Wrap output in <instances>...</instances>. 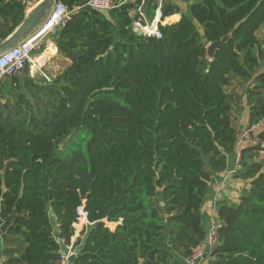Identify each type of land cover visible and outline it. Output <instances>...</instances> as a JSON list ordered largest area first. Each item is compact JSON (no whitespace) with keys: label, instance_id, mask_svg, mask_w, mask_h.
Masks as SVG:
<instances>
[{"label":"trees","instance_id":"trees-1","mask_svg":"<svg viewBox=\"0 0 264 264\" xmlns=\"http://www.w3.org/2000/svg\"><path fill=\"white\" fill-rule=\"evenodd\" d=\"M22 1L0 0V44L24 21ZM141 3L74 12L53 36L71 63L46 88L39 117L29 126L0 118V202L24 245L4 264H60L51 215L70 242L82 203L91 224L75 243L74 264H156L165 230L187 256L203 244L212 168L225 165L238 141L226 85L261 64L264 0L193 2L190 14L159 24L161 38L133 29ZM176 12L168 5L162 18ZM224 37L209 57L208 45ZM219 217L210 264H264V170Z\"/></svg>","mask_w":264,"mask_h":264},{"label":"crops","instance_id":"crops-1","mask_svg":"<svg viewBox=\"0 0 264 264\" xmlns=\"http://www.w3.org/2000/svg\"><path fill=\"white\" fill-rule=\"evenodd\" d=\"M123 0L114 1L116 4ZM128 1V0H124ZM133 1V0H131ZM201 0H164L161 7V12H158L157 0H142L141 8H135L132 11L134 22L150 24L152 21H159L163 25H170L178 21L182 13L190 14V6L193 2ZM164 5H177L180 8V13L176 12L162 18V10ZM35 6V5H34ZM33 6V7H34ZM155 6V12L152 13L150 8ZM33 7H27V11ZM27 14V12H26ZM137 23L133 24L136 28ZM43 45V46H42ZM31 58L35 67L29 65L28 71L24 70L13 77H7L0 86V118L7 125L17 126L19 123L26 121L25 125L29 126L31 117L38 115L42 105L47 102L45 96L46 88L51 85V77L55 78L71 63V59L58 52L53 36L46 37L41 46H39ZM44 67L49 73L44 72L47 76L46 80L36 68ZM35 70V71H33ZM44 71V70H43ZM55 79L53 80L55 82ZM242 77L231 76L229 81L232 85H226V88L233 93L234 99L239 105V110L235 108L231 110L232 123L237 129L238 140H240L239 148L241 149L242 169L236 173L230 171L236 166L238 161L237 147L232 153L226 154V163L220 169L212 168V175L208 185L205 202L201 208L203 215V227L205 231L210 228V225L219 217V210L223 205L237 206L243 195H247L253 178L262 170H264V140L259 138L263 125L257 127V132L249 130V125L253 123L255 116L253 107L259 106L260 99H255L254 96L242 93L238 95V87L244 89ZM249 80V78H246ZM55 85V83H52ZM229 84V82H228ZM234 99L231 104H233ZM239 99V101H238ZM254 110H256L254 108ZM237 111V114L234 112ZM39 117V115H38ZM263 122V121H262ZM250 123V124H249ZM3 205L0 202V244L3 246V235L6 228L12 224L10 219L3 214ZM55 224V234H58L57 220L54 214L51 215ZM163 241H165L163 239ZM168 241V240H167ZM166 241V242H167ZM169 242V241H168ZM170 245V244H168ZM172 247L165 248L170 251ZM9 255L7 253L0 254V260L5 261ZM77 253L70 257L68 264H74ZM181 260V264H186L185 258ZM213 257L211 254L202 262V264H210Z\"/></svg>","mask_w":264,"mask_h":264},{"label":"built area","instance_id":"built-area-1","mask_svg":"<svg viewBox=\"0 0 264 264\" xmlns=\"http://www.w3.org/2000/svg\"><path fill=\"white\" fill-rule=\"evenodd\" d=\"M23 4L27 7H33L37 3L30 5L33 0H23ZM164 0H157L158 12H161L162 3ZM117 4L113 0H87L83 4L69 7V5L57 0L47 17L43 22L35 28V30L27 35L24 39L18 42L13 47L7 49L0 54V86L5 81L7 77H13L23 72L27 65H35L34 61L31 59V54L43 43L44 39L49 36H55L57 32L66 25V23L71 19L74 12L82 9H98L102 11H107ZM141 8V4L137 7ZM135 21V20H134ZM137 23L139 27L143 29L142 32L137 28L133 29L136 33L155 36L161 38L162 34L159 30L160 22L152 21L150 24H141ZM262 121H258L253 128L261 127ZM240 140L237 141V154L238 161L236 166L230 173H236L238 170L242 169L241 162V149L239 148ZM222 220L218 217L210 225V228L207 230L206 238L202 245L196 247L186 258V264H202V262L211 254L214 248L217 245L219 239V229L222 226ZM88 219V212L85 205L82 203L77 207V216L76 220L73 222L75 229V234L72 236L70 242H66L65 239L59 237L56 234L58 242L60 243V264H68L71 256L77 253L75 243L82 236V232L85 228L90 225Z\"/></svg>","mask_w":264,"mask_h":264},{"label":"rangeland","instance_id":"rangeland-1","mask_svg":"<svg viewBox=\"0 0 264 264\" xmlns=\"http://www.w3.org/2000/svg\"><path fill=\"white\" fill-rule=\"evenodd\" d=\"M40 1L41 0H33V2L30 5L34 4L35 2L39 3ZM113 1H116V0H113ZM165 7H166V5H164L163 8H165ZM11 23L12 22L9 20L8 22H6L5 25L7 27H9L11 25ZM257 35H258L259 39L261 40V42L263 43V54L260 57L261 64L257 69L252 71L253 73H251L249 80H246V78H245V80L242 81L243 85L245 86L244 89L241 87H238V91H237L238 92L237 94L240 96L242 93H245V94L250 95V96L255 95L254 96L255 99H260L259 106L256 105L255 107H253V114L252 115L255 116V118H254L255 120L252 121L253 123H251V124L249 123L250 124L249 130L253 131V132L258 131V129L256 130V128H253V126L258 121H263V123H262L263 127L259 128V129L263 130V128H264V79H261L262 77H260L261 76L260 74L264 73V24L258 29ZM33 53L31 54V58H33L32 57ZM35 70H37V72H39L46 80H48L47 76L44 75L45 74L44 72L49 73L48 69H44V67H42V68L39 67V68H36ZM35 70H33V71H35ZM49 74L51 75V73H49ZM234 77H236V76H234ZM257 78L261 82L257 81ZM54 79L55 78L51 77V80H48V81H51L49 83H51V84L55 83L53 81ZM232 84L233 83L231 81H229V84H227V85L229 86ZM238 101H239V99H238ZM235 108H237L236 109L237 111L239 110V105L237 104V101L234 99L231 110H234ZM254 108L256 110H254ZM237 111H234V112L237 114ZM261 114H263V115H261ZM262 146L264 147L263 144H262ZM106 224L109 227H111L112 229L116 226L114 223L107 222V221H106ZM5 230L6 231L4 232V235H3V246H4V248H2V245L0 244V254L1 253H7L8 255H12V254L19 253L24 247V245L20 242V239H19L22 235H15L16 233L11 232L9 228H6ZM164 233L167 236H169L170 239L168 238L169 242L167 240H166L167 242L163 241V240L162 241L160 240L158 242L157 246L160 247L162 251L159 254L160 257H158V261L156 264H181V260L184 259L183 257L187 256L186 250L181 245H175V247H173L172 246L173 243L171 241V239H173V237H172L173 235H171V233H168V230H165ZM13 236L14 237L17 236V237L14 238ZM167 236H166V238H167ZM168 244H170V245H168ZM169 247H172V249L170 251L165 252V248H169ZM0 264H4V261L0 260Z\"/></svg>","mask_w":264,"mask_h":264},{"label":"water","instance_id":"water-1","mask_svg":"<svg viewBox=\"0 0 264 264\" xmlns=\"http://www.w3.org/2000/svg\"><path fill=\"white\" fill-rule=\"evenodd\" d=\"M57 0H41L37 3L27 14L24 21L19 25V27L0 44V54L7 49L13 47L27 35L31 34L35 28H37L43 20L49 14L53 4ZM139 34V33H137ZM206 40V39H205ZM227 41V37L221 40L211 42L208 45V56L213 57L215 51ZM68 58L71 59L69 56ZM29 65L26 66L25 70L28 71ZM8 167V165H7Z\"/></svg>","mask_w":264,"mask_h":264},{"label":"bare ground","instance_id":"bare-ground-1","mask_svg":"<svg viewBox=\"0 0 264 264\" xmlns=\"http://www.w3.org/2000/svg\"><path fill=\"white\" fill-rule=\"evenodd\" d=\"M136 28H137L138 30H140V32L143 31V29H142L141 27H139L138 25H136ZM33 66L35 67V65H33Z\"/></svg>","mask_w":264,"mask_h":264}]
</instances>
